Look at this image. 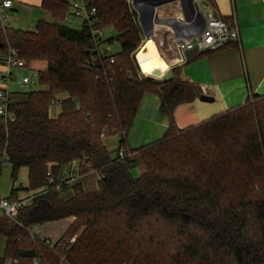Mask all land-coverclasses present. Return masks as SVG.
Instances as JSON below:
<instances>
[{"label": "trees", "instance_id": "trees-1", "mask_svg": "<svg viewBox=\"0 0 264 264\" xmlns=\"http://www.w3.org/2000/svg\"><path fill=\"white\" fill-rule=\"evenodd\" d=\"M89 1L97 24L116 31L107 42L121 47L106 80L90 67L85 25L64 24L69 0H42L52 21L39 20L34 30L0 32V56L11 47L28 63L46 62L37 74L46 89L13 92L21 96L11 98L13 120L0 117V169L4 161L15 182L25 167L29 189L48 188L46 219L74 217L49 247L29 235L36 222L28 220L30 208L16 221L0 216L6 238L0 264H264V95L179 129L175 108L198 98L200 88L180 79L176 66L169 80L139 79L130 58L142 36L136 11L127 0ZM59 92L67 97L58 100L60 112L52 118L49 108ZM145 93L159 96L169 125L160 139L131 149L126 136ZM114 134L120 139L112 157L104 138ZM76 160L86 166L80 174L93 170L102 177L94 191L73 184L72 196L63 200L67 186L55 185ZM138 163L143 172L134 177ZM159 223L185 237L181 254L163 252Z\"/></svg>", "mask_w": 264, "mask_h": 264}, {"label": "crops", "instance_id": "crops-1", "mask_svg": "<svg viewBox=\"0 0 264 264\" xmlns=\"http://www.w3.org/2000/svg\"><path fill=\"white\" fill-rule=\"evenodd\" d=\"M41 2L42 0H12V7L8 12V22L11 28L34 30L39 20L48 21L51 14L41 7ZM209 3L214 7L219 17L237 27L239 42L228 44L213 52L195 55L183 63L175 65L178 67L180 79L192 82L201 90V95L198 98L175 108L173 118L179 129L200 124L214 115L239 107L252 94L264 95V0H209ZM166 8L173 10L172 4L167 5ZM155 30L159 31L157 39L162 41L167 38L163 46H160L164 55L172 56V61H176L178 55L172 44V33L165 27H156ZM29 65L39 71L45 69L46 62L36 60L31 61ZM9 91L12 100L21 99V96L13 94V92L21 90L10 87ZM61 93L64 95L59 98L58 94ZM203 95L211 99L202 100L200 97ZM55 97L57 100H61L67 97V94L59 92ZM151 99L148 98V101ZM149 102L150 105L143 106L142 113L138 112V116L134 118L132 127L126 136L127 145L131 149L160 139L169 125L168 118L158 114L160 113L159 96L155 94V99ZM59 112L60 109L52 116L49 111V115L54 118ZM119 139L120 137L117 140V146ZM106 148L110 150L108 147ZM66 167H79L80 170L86 168L84 162L78 160L64 168ZM90 173L95 174V182L86 181L83 184V178ZM75 183H80L84 191H94L98 187V173L93 170L87 171L79 175L73 184ZM71 186H67V189L61 191V199L66 200L72 196ZM12 188L14 187L12 186ZM18 189L21 190L18 191ZM38 189H29L28 186L20 185L16 188L13 197H28ZM9 196L10 194L6 197ZM46 209L47 203L44 195L33 201L28 220L36 222L29 229H33L39 239H47L55 243L72 223L74 217L58 220L46 219ZM37 220H41V223H38ZM0 237L3 238L5 248L6 238L3 235ZM13 262L7 260L4 264H13Z\"/></svg>", "mask_w": 264, "mask_h": 264}, {"label": "built area", "instance_id": "built-area-1", "mask_svg": "<svg viewBox=\"0 0 264 264\" xmlns=\"http://www.w3.org/2000/svg\"><path fill=\"white\" fill-rule=\"evenodd\" d=\"M127 2L130 4L131 0H127ZM192 2L197 16L195 15L187 21L182 17L181 6L178 0L171 1L155 9V14L158 19L176 21V32L165 23L154 24L152 30L154 38H156L155 34L157 35L156 27H165L172 33V44L174 45L178 58L176 61H172V56L166 57L171 62L170 67H175V65L187 60L184 56L186 50L196 48V55H198L213 52L228 44L239 42L237 27L219 17L214 7L209 3V0H192ZM169 4H172L174 10L172 8H166ZM11 7L12 0H0V32H5L11 28L8 22V12ZM69 13L79 19L88 29L90 67L94 70L96 77L106 80L107 76L112 73L110 65L114 63V53L110 52V43L107 42V38L104 36V28H101L97 24L96 8L89 0H69ZM182 32L186 33L187 36L181 35ZM166 40L167 38L162 41L160 40V44L158 43L159 46L162 47ZM29 64L23 58L19 57L18 52L11 47H7L5 52L0 56V117L5 123L14 118L13 112L9 110V104L11 102L9 88L17 76H19L18 70H32V74H22L20 76L21 78L17 81V85H19L21 91L29 90L31 83L37 81L38 70L31 69ZM137 77L139 79L142 78L140 73H137ZM56 102L58 100L52 102L51 105ZM118 157H123L122 148L118 151ZM2 165H6V163L3 161ZM79 175H81L79 167L64 168L57 179L55 189L60 190L63 186H71ZM101 177V174H98V179ZM49 182L54 183L55 180L50 178ZM47 190V187H41L31 196L24 198L0 196L1 216L16 221L19 212L25 208H30L33 205V201L37 197L45 195ZM29 235L34 239L43 241L49 247L55 244L47 239H39L35 235V232H33V229H29ZM74 239L72 237L69 242L72 243ZM33 264H39V261L34 259Z\"/></svg>", "mask_w": 264, "mask_h": 264}, {"label": "rangeland", "instance_id": "rangeland-1", "mask_svg": "<svg viewBox=\"0 0 264 264\" xmlns=\"http://www.w3.org/2000/svg\"><path fill=\"white\" fill-rule=\"evenodd\" d=\"M48 21L51 22L52 18L50 17V19ZM80 23H81V21L79 19L73 17L69 13V9H68V14L66 16L64 24H66L68 26H71V27H79ZM103 33H104V36L106 38H112V37L115 36L116 31L114 30L113 27L109 26V27H104ZM155 36H156V40L158 41V43L161 42L159 39H157V36H159V35L155 34ZM144 40H145L144 37L141 36V39H140V41L138 43V46H137L136 50L139 48V46L142 44V42ZM109 47H110V52H112V53H118L121 50L120 43L118 41H116V40L111 42L109 44ZM135 51L130 55V58L132 60V66L134 67V70H135L136 73H140L141 74L142 78L148 77V78H151L152 80H154L156 82H160V81H162L163 74H165L168 71H171L172 67H169L167 69V71L164 72L159 77L142 74L140 72L136 62H135V59H134ZM38 61H43V60H38ZM32 65L30 66L31 69L34 67ZM18 73H19V76H17L16 80L13 82L14 84L10 86L12 89H15V90L16 89L17 90H21L19 85H17L18 84L17 81L21 78L20 76L22 74H28V75L32 74V70H30V69H22V70L19 69ZM45 89H46V87L44 85H40L37 81H34L33 83H31V85L29 87V90H45ZM62 95H64V93H61L60 95L58 94V97L60 98V96H62ZM148 98L155 99V93H145L143 95V97H142V99L140 101V104L138 106V109L136 111L135 117L138 116L137 115L138 112H139V114H140V112L142 113L143 106L145 104L146 105H150L149 101H152V99L148 101ZM59 109H60V105H59L58 102L52 104L50 106V110H49L50 114L52 116H54L59 111ZM158 114H160V113H158ZM118 138H119V134H114L112 136H108V137L104 138V145L110 149L109 151H110L111 155H115V153H116L115 149L117 147L116 144H117ZM133 157L138 158V155L134 154ZM142 172H143V166L140 163H138V165L136 167L131 169V174L134 177L140 175ZM95 180H96L95 174H91L90 173L89 175H86L83 178L82 182H83V184H85L86 181L95 182ZM20 185H22L23 187H27L28 186L27 169L26 168H20L18 170V172H17L16 181L13 182L12 179H11V176H10V168H9V166L8 165H3V167L0 169V196L1 197L8 196L10 194V189H11L12 186L14 188H17ZM19 190H21V189H18V191ZM81 230H82V228L78 229L76 231V235L75 236H77L81 232ZM155 231H156V234L159 236V238L163 240V244L164 245L162 246L163 247L162 250H163L164 253L168 254V256L176 255V254H178V252H180V254H181V250H180L179 246H180L181 243L183 244L185 242V237L181 236L180 234H178V231L173 226H171L169 224L159 223L156 226ZM3 253H4V242H3V238L0 237V256H2ZM32 264H33V261H32ZM194 264H199V263L194 261Z\"/></svg>", "mask_w": 264, "mask_h": 264}, {"label": "water", "instance_id": "water-1", "mask_svg": "<svg viewBox=\"0 0 264 264\" xmlns=\"http://www.w3.org/2000/svg\"><path fill=\"white\" fill-rule=\"evenodd\" d=\"M174 0H131V6L137 13V22L141 29L142 35L145 39L154 38L152 34L154 24H168L173 31L176 32V21L175 20H160L156 17L155 9L159 6L165 5ZM180 2L182 17L185 21L189 20L195 14L192 0H178ZM198 17H200L198 15ZM183 36H187L186 33H181ZM155 39V38H154ZM1 47V45H0ZM197 54V49L193 48L186 50L184 56L186 59H190ZM171 64V62H169ZM171 72L168 71L162 76V80H169L171 78ZM202 100H210L208 96H201Z\"/></svg>", "mask_w": 264, "mask_h": 264}, {"label": "bare ground", "instance_id": "bare-ground-1", "mask_svg": "<svg viewBox=\"0 0 264 264\" xmlns=\"http://www.w3.org/2000/svg\"><path fill=\"white\" fill-rule=\"evenodd\" d=\"M134 59L140 72L149 76L159 77L170 67V60L164 55L156 38L145 39L135 51Z\"/></svg>", "mask_w": 264, "mask_h": 264}]
</instances>
